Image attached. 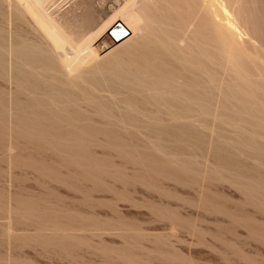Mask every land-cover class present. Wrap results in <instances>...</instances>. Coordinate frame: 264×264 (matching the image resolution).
I'll use <instances>...</instances> for the list:
<instances>
[{
    "label": "rangeland",
    "instance_id": "374dc122",
    "mask_svg": "<svg viewBox=\"0 0 264 264\" xmlns=\"http://www.w3.org/2000/svg\"><path fill=\"white\" fill-rule=\"evenodd\" d=\"M128 1L44 2L69 75L0 0V264H264V0H138L112 48Z\"/></svg>",
    "mask_w": 264,
    "mask_h": 264
},
{
    "label": "bare ground",
    "instance_id": "6f19581e",
    "mask_svg": "<svg viewBox=\"0 0 264 264\" xmlns=\"http://www.w3.org/2000/svg\"><path fill=\"white\" fill-rule=\"evenodd\" d=\"M18 1L20 2L19 6L21 7V10L24 13V14L22 13V15L24 16V19L26 16L28 17L29 21L32 22L36 28V29L33 28L35 33L37 30L39 32V34H41L42 37L44 38V40L46 42V46L49 45V47L58 54L57 57H55V56L54 57L58 59V61L56 60L57 63L60 62L58 64H61L60 66L65 71V72L63 71L64 74L67 73L70 75V74L76 72L77 70L81 69L82 67H84L89 61H95L96 60L97 55H95L94 51L91 50V48H90L91 44H90L89 39L84 40V42H82L81 44L74 43L72 40H70L67 37V35L65 36V34H64L65 32L63 33L57 27V25L55 23H53V21L49 18V16L44 12L45 10L43 11L44 8L42 6H43L44 2H46V0H18ZM202 2H204V5L207 4L206 7L204 8V10H206V8H207V13L210 15L209 17H211V19H209V18L208 19L212 24L211 20H213V19L215 20L216 18H218L216 15V9H218V8L215 7V5L217 4L216 3L217 1L216 0H205V1L202 0ZM205 2H206V4H205ZM137 3H138V0L128 1V4H126V6H124V8L119 10L117 16L115 15V18H112L110 21H108V24L105 25L101 29V32H102L106 29L107 26L111 25L110 28L107 30L109 35L107 32L104 33L107 36V37L105 36V38L103 40L106 45L111 44V47L113 48L117 44L122 42L130 34L134 35L137 31H140L141 18L139 17V15H137ZM119 8H120V6H119ZM224 11H225V9H224ZM130 14L137 15L136 21H133L131 23L134 25H130V23L126 22V18L128 16H131ZM215 15H216V17H215ZM117 18H119V20L124 25L114 26L115 23L118 22V21H115ZM135 22H136V24H135ZM212 25H214V24H212ZM227 25H228V22H227ZM95 31H97V30H94V32ZM97 32H96L95 36H97ZM95 36H92V37L94 38ZM40 40H42V39H40ZM45 42L43 41V45H45L44 44ZM124 42H126V41H124ZM41 44H42V42H41ZM46 46H45V48H46ZM46 49H48V48H46ZM63 69H61V70H63ZM61 70H60V72H61Z\"/></svg>",
    "mask_w": 264,
    "mask_h": 264
}]
</instances>
